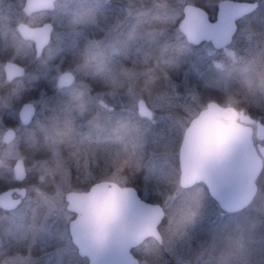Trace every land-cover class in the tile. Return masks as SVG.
<instances>
[{"label":"rangeland","instance_id":"374dc122","mask_svg":"<svg viewBox=\"0 0 264 264\" xmlns=\"http://www.w3.org/2000/svg\"><path fill=\"white\" fill-rule=\"evenodd\" d=\"M194 1L199 0H57L48 11L26 14L20 6L24 0H0V188L16 182L12 170L16 158L26 161L29 173L26 181L25 177L17 181L22 184L12 193L17 206L0 209V262L85 264L87 259L77 254L68 233L74 213L68 209L66 195L81 191L73 186L79 178L96 175L98 181L133 184L143 200L158 201L164 210L171 209L176 219H191L192 238L174 251H165L159 264H180L192 250L205 244L242 249L244 264H264V216H254V227L242 224L236 213L221 211L201 186L180 188L176 159L182 130L211 99L209 93L217 95L224 105L234 106L242 99L238 80L243 66L235 62L254 54L241 39L254 31L264 32V0H256L258 7L238 21L231 44L219 50L208 41L189 45L179 32L182 7ZM218 1L206 3L216 5ZM156 17L166 21L164 31L150 35L160 26ZM45 21L52 24L51 37L35 60L32 46L20 39L16 24ZM161 57L175 60L176 65L167 69L158 66ZM85 59H91L94 67L85 68ZM5 60L23 64L25 75L6 81L1 73ZM64 70L73 73L74 81L58 87L56 77ZM126 71L134 76L127 78ZM152 76L159 80L155 86L148 84L152 89L149 101L144 89ZM121 81L123 87L114 96L108 95L111 85ZM138 98L145 101L151 117L138 115ZM24 101L36 106V115L27 124L17 117ZM74 108L82 110V117L88 116L77 128L86 132L85 144L90 149L81 146L83 132H79L78 140L69 141L64 156L70 159L72 152L88 153L90 174H82L73 165L70 178L52 183L45 177L42 181L52 160L51 151L41 148L43 142L52 144L62 133L67 138L75 135L72 121L65 120ZM249 111L264 121V109ZM7 128H13L15 135L3 142ZM72 171L75 176H71ZM257 184L253 200L262 201L264 172ZM173 188L179 198L172 195ZM169 222L170 217L164 215L159 234L166 231Z\"/></svg>","mask_w":264,"mask_h":264},{"label":"water","instance_id":"95a60500","mask_svg":"<svg viewBox=\"0 0 264 264\" xmlns=\"http://www.w3.org/2000/svg\"><path fill=\"white\" fill-rule=\"evenodd\" d=\"M55 1L25 0L24 9L26 12L50 10ZM257 5L256 1L220 0L217 3V19L210 22L202 7L186 4L177 26L188 42L198 44L210 39L215 48H221L231 41L235 32V19L250 13ZM51 27L49 22L38 26L18 22L16 30L22 39L33 42L38 57L49 41ZM24 73L22 64L12 60L4 61L3 74L6 81L21 77ZM74 78L71 71L64 70L57 75L56 85L69 86ZM229 109L241 114L235 125H231L224 115ZM136 110L141 116H151V111L142 99L137 100ZM34 114L35 106L29 101L23 102L18 109V118L22 124L29 123ZM252 122L260 124L259 120L231 105L207 101L190 118L183 130L177 150L178 185L186 188L198 182L203 183L208 195L227 213L239 211L248 205L256 193V181L253 182L255 176L241 163L239 156L233 169V179L223 190L216 186L215 172L207 170L203 160L223 153L231 145L234 147L229 158L243 152L247 146L245 125ZM14 135L15 131L7 128L2 134V141L9 142ZM12 170L15 181L24 179L25 167L21 158L14 160ZM259 173L257 171L255 175ZM13 190L17 188L0 191V209L12 210L17 206L18 200L12 196ZM66 200L68 208L77 214L69 224L70 238L78 255L87 257L86 264H131L130 249L133 244L148 237L160 236L158 226L164 217V209L157 203L141 199L133 186L98 181L86 191H70ZM101 238H105L103 245L99 243Z\"/></svg>","mask_w":264,"mask_h":264},{"label":"clouds","instance_id":"9594fccd","mask_svg":"<svg viewBox=\"0 0 264 264\" xmlns=\"http://www.w3.org/2000/svg\"><path fill=\"white\" fill-rule=\"evenodd\" d=\"M160 26L154 27L150 31V35L162 34L164 31L163 24L166 23L160 17H156ZM244 28L247 29L248 25L245 24ZM241 44L251 50L254 54L247 56H241L236 62V65H242L240 68V78L238 83L240 85L239 92L242 97L234 105L239 107L245 113L250 112L252 108L264 109V32H253L252 35H246L242 37ZM239 55V54H238ZM85 68H93L94 64L91 59H85L83 61ZM176 65L175 60L165 59L161 57L158 60V66L163 68H172ZM236 70L235 67L232 69ZM151 71V70H148ZM223 71V70H222ZM165 77L167 72H164ZM125 76L131 79L134 73L130 71L125 72ZM159 77L152 76L150 80L146 82L145 89L148 93L149 101L152 98V89L148 87V84L155 86ZM134 86L130 85L131 88ZM123 87V81L114 83L110 87L108 95L114 96L118 88ZM247 138V146L243 152L238 153L241 163L251 170L256 180L259 179L258 175H255L257 171L264 172V121H260L258 125L255 122L245 125ZM69 142L67 134L62 133L52 144H45L47 150L51 151L52 160L50 166L44 169V175L41 176L43 181L47 177L52 183H56L58 178L63 180L64 178H70L72 166L82 172L84 175L89 173L90 155L88 153H81L79 151L72 152L70 159H66L64 151L68 149ZM257 189L259 185H256ZM172 195H176L179 198V193H176L174 188ZM165 215L170 217L169 225L160 236L153 237L149 241H143L133 244L132 246V262L131 264H159V258L165 251H174L177 245L187 244L192 238L190 231L192 227V221L190 218L176 219L172 214L171 209L165 210ZM238 220L242 224H249L255 226L254 216H264V200H253L248 205L239 209L236 213ZM95 239V238H94ZM105 238H101L99 243L103 245ZM243 255V250L238 249L232 251L220 244H205L199 249H194L189 253V257L183 258L180 264H244L240 259ZM0 264H22L18 260H9L0 262Z\"/></svg>","mask_w":264,"mask_h":264},{"label":"trees","instance_id":"16d2710c","mask_svg":"<svg viewBox=\"0 0 264 264\" xmlns=\"http://www.w3.org/2000/svg\"><path fill=\"white\" fill-rule=\"evenodd\" d=\"M208 0H205V1H202V0H199V1H194V3L195 4H197V5H200V6H202L207 12H208V17H209V19L210 20H213L214 19V7H215V4H213V5H211V3L209 4V3H206ZM35 58V57H34ZM35 60H39L38 58H35ZM54 85V84H53ZM51 86V89H55L54 88V86ZM207 97H209V98H211V99H213V100H215V101H217V102H221V100H220V98H218L217 97V95H215L213 92L212 93H209V95L207 96ZM236 104V103H235ZM235 108H238V109H240L239 107H236V106H234ZM15 113V112H14ZM252 117H256V116H253L250 112H248ZM15 115H16V113H15ZM36 115V114H35ZM82 115H83V112H82V110H79L78 111V109H75L74 108V110L71 112V113H69L68 114V116L67 117H65V120L66 119H68V120H70V121H72V123L71 124H73L72 126H73V131L72 132H75V135H73V136H71L70 135V137L69 138H67L68 139V142L69 141H71V140H78V138H79V136L81 135L79 132H83V139H82V142H80V143H82V144H84V145H82L81 144V146H83L84 147V149L86 150V151H88L89 149H90V146L88 145V146H86L87 144H85V142H87V137H86V132H84L83 131V129H81V127H79V128H77V126H81V125H83V121H85V119H87L88 118V116H83L82 117ZM69 116H71V118H68ZM17 123V122H16ZM44 136V135H43ZM74 137H76V139L74 138ZM43 141H45L44 139H43ZM44 143V145L46 144L45 142H43ZM70 143V142H69ZM72 145V144H71ZM73 146V145H72ZM71 146V147H72ZM42 149H46L45 147H41ZM25 163V166L27 165V163H26V161L24 162ZM80 173V172H79ZM75 173L72 171V174H71V176H75L74 175ZM81 176V175H80ZM28 177H29V173L27 172L26 173V176H25V179H24V181H26V179H28ZM100 179V177H98V176H94V175H91V176H89V177H85V178H79V181L78 182H76V183H74L73 184V186H75L77 189H79V190H87L93 183H95V182H97L98 180ZM20 184H22V183H18V182H14L13 180L8 184V185H3V186H1V188L3 187H13V186H18V185H20ZM129 185H133V184H129ZM196 185H198V186H201V189H202V191H204L205 193H206V191H205V188H204V186L202 185V184H196ZM134 186V185H133ZM136 187V186H135ZM0 188V189H1ZM136 189H137V187H136ZM147 201H149V202H155V203H158V201H156V200H147ZM213 203H214V201L213 200H211ZM215 204V203H214ZM216 205V204H215ZM150 240H151V238H150ZM131 251H132V249H131Z\"/></svg>","mask_w":264,"mask_h":264},{"label":"snow or ice","instance_id":"6c2138e0","mask_svg":"<svg viewBox=\"0 0 264 264\" xmlns=\"http://www.w3.org/2000/svg\"><path fill=\"white\" fill-rule=\"evenodd\" d=\"M224 115L231 125H235V123L238 122L237 118L240 117L241 114L233 109H229ZM233 147L234 145H231L226 148L223 153L206 157L203 160V164L207 170H214L215 184L220 190H223V188L228 185L229 181L233 179V169L238 162V154L232 155L231 158H229V154ZM69 259H71V257H69Z\"/></svg>","mask_w":264,"mask_h":264},{"label":"flooded vegetation","instance_id":"af4514ba","mask_svg":"<svg viewBox=\"0 0 264 264\" xmlns=\"http://www.w3.org/2000/svg\"><path fill=\"white\" fill-rule=\"evenodd\" d=\"M4 3V2H3ZM19 3L21 4V2L19 1ZM24 3H25V0H24V2H23V5H20L21 6V8H22V10L25 12V9H24ZM186 4H193V5H196V6H199V7H202V6H200V5H197V4H195L194 2H192V3H186ZM185 4V5H186ZM183 7H184V5H183ZM183 7H182V13H181V17H180V19L183 17V14H184V10H183ZM203 8V7H202ZM204 9V8H203ZM205 10V9H204ZM217 10H218V8H217V4L215 5V7H214V12H215V18H214V20H211V21H215L216 19H217ZM206 11V10H205ZM207 12V11H206ZM252 13V12H251ZM27 14H31V13H29V12H27ZM250 14V13H249ZM207 15H208V12H207ZM248 15V14H247ZM246 15H244V16H242V17H240L239 19H237V20H235V33H236V31H237V26H238V21L240 20V19H242L243 17H245ZM179 19V20H180ZM178 20V21H179ZM178 21H177V23H178ZM45 22H48V21H45ZM44 23V22H43ZM43 23H41V24H43ZM41 24H38V25H41ZM51 24V23H50ZM38 25H29V26H38ZM51 26H52V24H51ZM51 32H52V27H51ZM51 32H50V37H51ZM234 37V36H233ZM232 37V38H233ZM21 39V38H20ZM49 40H50V38H49ZM232 40L233 39H231V42H232ZM210 41V40H209ZM31 46H32V48L34 49V44H33V42L32 41H27ZM231 42L228 44V45H230L231 44ZM191 45V44H190ZM197 45H199V44H197ZM197 45H193V46H197ZM227 45V46H228ZM45 47V46H44ZM43 47V48H44ZM226 46H224L223 48H225ZM42 48V49H43ZM215 50H219V49H222V48H214ZM35 50V49H34ZM3 51V50H2ZM41 53H42V51H41ZM6 61V60H5ZM12 61H16V60H12ZM17 62V61H16ZM4 63V62H3ZM3 63H2V65H1V73H2V77H4V74H3ZM19 63V62H18ZM21 64V63H20ZM23 65V64H22ZM24 66V65H23ZM25 67V66H24ZM26 70V69H25ZM26 72V71H25ZM25 75V73L21 76V77H23ZM21 77H18V78H21ZM18 78H13L10 82H13L14 80H16V79H18ZM139 99V98H138ZM137 99V100H138ZM22 104V103H21ZM146 105V104H145ZM147 106V105H146ZM17 117H18V112H17ZM19 119V118H18ZM77 214H75L74 213V217L76 216ZM73 217V218H74ZM72 218V219H73ZM83 257H85L86 259H87V257L86 256H83ZM87 262V261H86ZM86 264V263H85Z\"/></svg>","mask_w":264,"mask_h":264}]
</instances>
